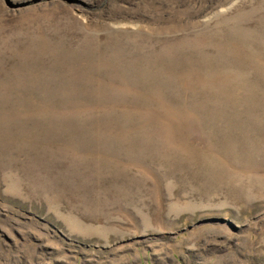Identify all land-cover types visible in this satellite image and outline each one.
I'll list each match as a JSON object with an SVG mask.
<instances>
[{
  "label": "rangeland",
  "instance_id": "obj_1",
  "mask_svg": "<svg viewBox=\"0 0 264 264\" xmlns=\"http://www.w3.org/2000/svg\"><path fill=\"white\" fill-rule=\"evenodd\" d=\"M0 264H264V0H0Z\"/></svg>",
  "mask_w": 264,
  "mask_h": 264
}]
</instances>
